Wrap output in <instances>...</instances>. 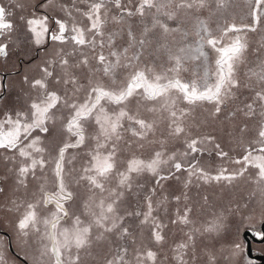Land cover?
<instances>
[{"label": "rangeland", "instance_id": "374dc122", "mask_svg": "<svg viewBox=\"0 0 264 264\" xmlns=\"http://www.w3.org/2000/svg\"><path fill=\"white\" fill-rule=\"evenodd\" d=\"M4 42L0 264L254 262L264 0H0Z\"/></svg>", "mask_w": 264, "mask_h": 264}, {"label": "water", "instance_id": "95a60500", "mask_svg": "<svg viewBox=\"0 0 264 264\" xmlns=\"http://www.w3.org/2000/svg\"><path fill=\"white\" fill-rule=\"evenodd\" d=\"M264 149V148H263ZM260 231H261V238H256L251 231L249 230H245L243 233H242V238L243 240L245 241V244H246V256L254 261L253 263L251 264H264V255H261V254H258V255H255L253 254L252 252V244H260V243H264V222L261 224L260 226ZM9 251L14 254V252L12 251V248L9 244ZM23 264H27L23 259L17 257Z\"/></svg>", "mask_w": 264, "mask_h": 264}, {"label": "flooded vegetation", "instance_id": "af4514ba", "mask_svg": "<svg viewBox=\"0 0 264 264\" xmlns=\"http://www.w3.org/2000/svg\"><path fill=\"white\" fill-rule=\"evenodd\" d=\"M62 32H63V27L61 26V27H60V33H62ZM47 41H49V40H47ZM5 45H6L5 42L2 43V44H0V54H1L2 56H5V54H6V49H5L6 46H5ZM43 49H44V48H37V50L35 51L34 56H33L32 58H30V60L25 61V63H31L32 61L36 60V59L38 58V56H39V53H40ZM21 60H22V59H20V61H19V64H20L19 66H20V67H22V65L24 64V62H22ZM18 71H19V73H20L21 68H20ZM14 73L18 74L17 72L1 74V87H2V92H1V94H0V99L2 98V96H3L4 93H5V80H6L7 76L12 75V74H14ZM3 147H5V141H4V137H3V135L0 134V149H3ZM261 236H262V234H261Z\"/></svg>", "mask_w": 264, "mask_h": 264}]
</instances>
